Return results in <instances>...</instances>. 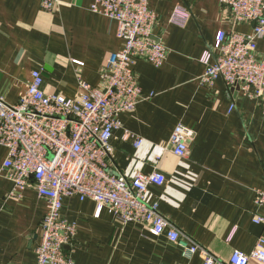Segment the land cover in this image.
I'll list each match as a JSON object with an SVG mask.
<instances>
[{
    "label": "crops",
    "instance_id": "0c3cea01",
    "mask_svg": "<svg viewBox=\"0 0 264 264\" xmlns=\"http://www.w3.org/2000/svg\"><path fill=\"white\" fill-rule=\"evenodd\" d=\"M93 2L60 0L50 13L41 0H0V96L6 103H18L37 70L43 90L65 99L79 94L78 81L100 87L122 41L114 21L88 10ZM148 7L158 22L153 35L168 52L158 68L144 60L132 65L145 98L133 113L120 115L109 141L108 171L130 178L156 166L165 181L149 187L147 203L214 258L225 262L234 251L247 255L264 236V226L253 222L264 217V205L254 204L255 191H264V115L238 87L227 88L220 79L201 84L205 66L198 60L219 31L248 34L251 26L232 25L218 0H148ZM177 7L190 15L183 28L169 24ZM257 55L264 56V38ZM179 124L194 132L185 159L166 149ZM133 136L143 140L138 149ZM6 156L0 146V167ZM12 192L11 181L1 177L0 264H36L46 204L31 189L8 198ZM61 214L76 227L64 251L74 264H203L198 254L184 257L165 235L123 225L105 209L97 214L90 200L64 198Z\"/></svg>",
    "mask_w": 264,
    "mask_h": 264
},
{
    "label": "built area",
    "instance_id": "2783aa9c",
    "mask_svg": "<svg viewBox=\"0 0 264 264\" xmlns=\"http://www.w3.org/2000/svg\"><path fill=\"white\" fill-rule=\"evenodd\" d=\"M230 13L232 25L248 24L251 32L219 31L215 42L199 58L205 66L200 83L212 86L218 79L227 88L238 87L242 96L254 100L264 115V56L257 55L258 41L264 38V0H218ZM60 0H41L46 12H56ZM116 24L122 48L111 54L102 73L100 87L78 81L80 92L73 99L43 90L40 70L32 71L24 93L15 105L0 96V146L7 156L0 167V178L13 184V197L33 190L46 204L35 248L36 264H74L65 247L76 238V227L61 214L62 201L78 197L94 203L96 213L107 210L123 225H142L155 236L183 250L186 258L198 254L203 264H264V236L249 254L234 251L222 262L182 235L163 217L156 204L146 201L151 186H161L163 175L156 166L149 174L136 171L130 178L108 171L112 132L119 128L120 115L133 113L144 96L132 65L144 60L160 67L168 49L153 31L157 17L148 0H94L88 9ZM190 15L177 7L169 24L183 28ZM77 66L81 64L76 63ZM231 105L229 111L233 110ZM194 132L179 124L169 139L167 150L181 159L189 154ZM138 149L143 140L133 136ZM160 157L155 159V164ZM254 204L264 205V191H255ZM254 224L264 226V217Z\"/></svg>",
    "mask_w": 264,
    "mask_h": 264
}]
</instances>
